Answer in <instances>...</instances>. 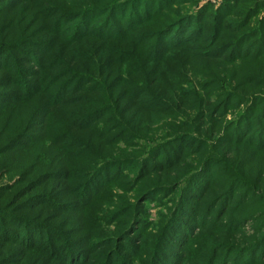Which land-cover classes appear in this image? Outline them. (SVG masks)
I'll return each instance as SVG.
<instances>
[{
  "label": "rangeland",
  "instance_id": "obj_1",
  "mask_svg": "<svg viewBox=\"0 0 264 264\" xmlns=\"http://www.w3.org/2000/svg\"><path fill=\"white\" fill-rule=\"evenodd\" d=\"M0 264H264V0H0Z\"/></svg>",
  "mask_w": 264,
  "mask_h": 264
}]
</instances>
